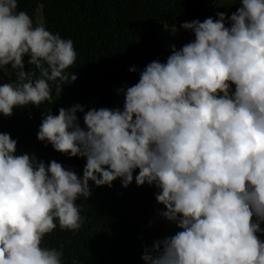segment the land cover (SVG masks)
Here are the masks:
<instances>
[{
  "label": "clouds",
  "instance_id": "clouds-1",
  "mask_svg": "<svg viewBox=\"0 0 264 264\" xmlns=\"http://www.w3.org/2000/svg\"><path fill=\"white\" fill-rule=\"evenodd\" d=\"M238 4L230 16L182 23L194 39L117 89L122 108L44 110L37 139L84 158L82 175L17 154L0 131V264H62L45 236L57 224L78 231L86 217L77 201L117 179L155 187L158 216L179 229L144 246L145 264H264V0ZM77 55L18 0H0V72L10 66L15 77L0 82V116L53 103V89L59 99L77 79L67 71Z\"/></svg>",
  "mask_w": 264,
  "mask_h": 264
},
{
  "label": "trees",
  "instance_id": "trees-1",
  "mask_svg": "<svg viewBox=\"0 0 264 264\" xmlns=\"http://www.w3.org/2000/svg\"><path fill=\"white\" fill-rule=\"evenodd\" d=\"M239 7L238 0H18V10L26 11L37 24L42 8L44 26L64 39H71L77 60L67 71L77 79L63 87L59 99L40 108L29 105L14 110L11 118L0 116V131L17 140V154H34L46 163L56 160L82 175L84 158L61 154L37 139L44 110L58 114L61 107L77 103L90 108L123 106L117 89L138 82L139 72L153 61L166 62L170 45L162 40V30L180 27L184 22L208 17L217 12L228 16ZM179 49V48H177ZM25 56V70L33 66ZM136 67L137 72H130ZM0 82H10V66L0 72ZM83 126V113H78ZM138 174V170L137 173ZM91 184V182H90ZM92 195L80 198L85 223L78 231L57 228L45 236L44 245L62 253V264H145L144 246L174 235L154 222L157 189L135 181L127 188L117 179L113 186L91 185ZM264 227V225H262ZM264 239V237H262Z\"/></svg>",
  "mask_w": 264,
  "mask_h": 264
},
{
  "label": "rangeland",
  "instance_id": "rangeland-1",
  "mask_svg": "<svg viewBox=\"0 0 264 264\" xmlns=\"http://www.w3.org/2000/svg\"><path fill=\"white\" fill-rule=\"evenodd\" d=\"M37 24H43L44 25V18H43V13H42V8H39V10L37 11ZM177 31L186 39L187 42H190L191 40L194 39V35L189 32L186 31L184 29H182L181 27H176ZM166 32V29L164 28L162 30V36L163 34ZM166 45H170L168 43L165 42ZM163 206L159 205L156 209H155V216H154V222H156L157 224H159V226L166 231H170L173 230L176 226L174 224H171L167 221H165L162 217L158 216V211L162 210Z\"/></svg>",
  "mask_w": 264,
  "mask_h": 264
},
{
  "label": "water",
  "instance_id": "water-1",
  "mask_svg": "<svg viewBox=\"0 0 264 264\" xmlns=\"http://www.w3.org/2000/svg\"><path fill=\"white\" fill-rule=\"evenodd\" d=\"M170 28H172V27H169V29L166 30V32L162 36V40H163L164 43L166 42V43H168L170 45L175 44V46L177 48H180L184 44L188 43L186 41V39L178 31H176L175 33H173L170 30Z\"/></svg>",
  "mask_w": 264,
  "mask_h": 264
}]
</instances>
